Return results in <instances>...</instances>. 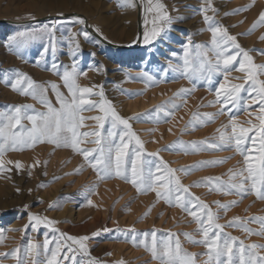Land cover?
I'll return each mask as SVG.
<instances>
[{
	"label": "rangeland",
	"instance_id": "obj_1",
	"mask_svg": "<svg viewBox=\"0 0 264 264\" xmlns=\"http://www.w3.org/2000/svg\"><path fill=\"white\" fill-rule=\"evenodd\" d=\"M167 6V10L173 16L182 17L175 23L170 32L171 40L160 43L149 57L147 46L142 45L130 50H113L103 46L101 43L96 46L88 43L82 36L78 37L80 50L75 55L78 71L85 73L78 77V84L81 87L93 88V93L101 88L104 97L111 101L117 112L123 117H132L146 111H151L156 105L172 97L173 93L181 88H191L192 85L187 79L177 77L176 73L166 74L165 82H160L155 86L145 87L138 77L142 70L156 74L159 78L157 69L159 66H167V59L170 51L181 52L180 44L191 35L193 43L207 44L210 42L211 33L206 29L202 15L196 11L203 6V0H162ZM251 4L246 11H240L234 15L235 9H242ZM215 13L207 12V15L214 18V21L228 29L229 34L237 36L238 42L244 49L259 50L250 51L253 62L257 65L264 64V40L259 39L264 34V25L256 27L249 35H240L246 32L257 20L259 13L264 10V0H211ZM147 7V0L144 3ZM52 13L60 14H79L84 16L92 29L99 28L104 37L111 43L126 45L137 37V22L135 7H120L117 0H0V19L25 22L48 16ZM149 27H152L153 14L148 13ZM71 18H53L42 23L24 26H4L0 25V78L6 69L18 70L27 74L33 81L47 88L46 96L56 104L55 95L50 85L55 84L58 90L67 96L68 90L58 75L52 71L45 70L50 68L53 63L51 52L43 62L37 64L39 53L44 42L36 41L28 48L22 49L23 59L18 58L9 51L4 42L9 35L17 31H24L32 27H43L45 24L51 25L54 21L64 24L63 37L58 30L56 36L60 43L55 58V63L59 71L63 73V66L69 69L73 63V57L69 55V36L68 27L72 32H76L81 26L71 24ZM242 21V23H241ZM95 53V56L89 53ZM182 54V53H181ZM175 62V61H174ZM235 63V62H234ZM238 68L239 64L235 63ZM99 68V70H95ZM245 73L233 69L228 74L229 84H244ZM264 80V75L259 76ZM224 77L218 76L213 83V90L210 91L204 82L197 84L196 90L187 96L186 103L183 104L175 114L174 118H169L168 123L153 124L147 120L137 122L131 120L133 131L144 141L146 152H153L157 148H163L172 141L179 139L185 142L200 141L205 139H217L219 133L216 131L222 124L228 121V115L218 116L214 122L204 126H198L194 131H188L184 135L180 134V128L189 120L192 112H216L220 105L213 107H198L207 104L215 99L214 88L218 87L219 82H223ZM248 84L245 87L248 88ZM142 93V94H140ZM241 95L247 98L249 105L248 111L241 109L236 114L237 123L242 127H248L247 121H255L254 114L258 112V105L252 104V97L247 91H242ZM254 95V93H253ZM90 100L99 101L100 97L93 94L86 97ZM177 103H183L177 101ZM32 105L37 112L46 111V108L37 100L22 96L17 92L0 83V111L7 110L9 106ZM230 108L231 105H227ZM250 113L252 115H250ZM84 117L102 115L98 110L83 111ZM161 115H163L161 113ZM155 116V112H152ZM182 118V119H181ZM25 125H31L27 120ZM81 132L96 130V122L91 119L83 121ZM172 129L169 132V129ZM149 129H156L149 132ZM229 132L231 129L229 128ZM104 134V130H101ZM253 135V134H250ZM88 139H92L89 137ZM152 141H156L153 143ZM82 147L92 148L95 145L86 143ZM134 144L129 147H133ZM163 159L169 162L172 168L189 166L198 161H208L231 157L225 163L217 166H207L201 170L194 171L190 175H181L184 184H191L193 181L203 177H221L227 180L226 173L230 168L243 167V158L236 154L234 149L199 151L195 154H184L179 151H163L160 153ZM255 149H251L250 159H254ZM2 159L5 161L3 169H0V232H3L4 239L0 242V253H8L15 248H24L29 241L40 246L41 255L38 257L44 260L43 244L47 238L50 247H55L53 238L58 237L59 233H67L71 236L88 235L91 237L93 232L107 227L113 229L112 232L104 233L96 237H91L87 241L89 258H96L102 264H156L151 259L150 253L146 252L142 246H134L131 235L127 237L115 232L116 228L127 230L135 228L138 233L146 230L156 229L159 232L167 233L172 231L180 234L184 232L192 233L197 225L191 221L186 213H182L178 208L169 207L163 201L155 203L148 215L143 219L142 216L150 205L156 200L154 192L146 194L137 193L136 189L123 180L112 178L97 180L96 173L88 166H85L79 174L74 173L78 165L82 163V157L74 154L70 149L55 148L51 144L38 143L33 148H25L21 151H7ZM8 161H19L21 168L16 169L14 163ZM37 161L39 164L37 165ZM46 162V163H45ZM36 165V166H34ZM30 173V174H29ZM59 177V179H54ZM46 185L38 187V185ZM95 185L94 191L85 194L86 187ZM31 189V192L29 191ZM190 191L212 206L213 211L216 207L214 201L227 203L238 199L237 205L231 207L226 212H219V223L226 224L235 216L247 219V227L258 231L259 224L251 222L253 216H264V200H259L253 195H247L240 199L234 195H223L216 192H209L206 187H193ZM92 204H88V200ZM59 202V207L49 208L50 204ZM25 205L29 207L25 209ZM15 210V212H11ZM38 214L56 221L54 225L59 231L53 233L51 228L40 225L36 230L31 227L25 228L28 224V213ZM17 229V231H11ZM226 233L237 237L239 241L247 244H264V236L248 235L240 228L226 227ZM143 237H140L142 239ZM200 239V236H195ZM182 248L189 253H205L203 246L188 243L183 235H179ZM264 255V250H260ZM50 255V253H49ZM206 256H199L197 264H202ZM0 264H16L12 258H0Z\"/></svg>",
	"mask_w": 264,
	"mask_h": 264
},
{
	"label": "snow or ice",
	"instance_id": "obj_2",
	"mask_svg": "<svg viewBox=\"0 0 264 264\" xmlns=\"http://www.w3.org/2000/svg\"><path fill=\"white\" fill-rule=\"evenodd\" d=\"M144 3L145 0H140L141 7H144ZM117 4L120 7L137 6L136 0H117ZM251 6V4L246 5L242 9H235L232 13H225V15L246 11ZM196 11L202 15L207 26L202 31L207 30L211 33L210 42L196 44L193 43L191 35H189L180 44L181 52L170 51L166 57L167 66L158 67L159 78L156 74L146 70H142L138 77L147 88L149 85L155 86L160 82H165L166 74L172 72L176 73L178 78L187 79L192 87L181 88L173 93L172 97L156 105L153 110L132 117L121 116L111 101L104 97L102 88L93 93V88L81 87L77 82L78 77L85 74L78 71L75 61V55L80 50L78 37L82 36L86 42L96 46L107 39L99 28L90 31L86 19L77 16L71 17L70 23L78 24L81 27L76 32H72L71 27L67 29L69 32L67 37L69 55L73 57V63L70 69L68 66H63L62 74L59 71L60 66L55 63L60 43L56 32L59 30L63 37L65 27L60 21L9 35L4 46L21 59H23L22 49L28 48L36 41L44 42L46 40L39 53L37 64L42 62L47 64L45 57L51 52L53 63L50 68H45V70L52 71L59 76L67 88L68 94L66 96L61 93L57 85H50L55 95L56 104L59 105V107H55L46 96V87L36 83L27 74L18 70L6 69L3 71L0 83H4L6 87H10L12 91L22 96H29L37 100L46 108V111L37 112L32 105L9 106L7 110L0 111V169H3L5 165V161L2 159L3 155L10 150L21 151L25 148H33L38 143L51 144L54 149H70L74 154L82 157V163L77 166L74 173H66V175L79 174L85 166H88L96 173L97 180L116 178L131 184L137 193H155L156 200L149 206L148 211L138 219L147 216L156 202L163 201L169 207L178 208L182 213H186L191 217L190 222L197 225L192 233L180 234L170 230L165 234L156 229L146 230L142 233H138L135 228L115 229L116 233L125 237L130 234L133 245L142 246L146 252L150 253L151 259L156 264H197V259L201 255L207 257L202 261V264H264V255L260 254V250H264V244L245 245L243 241L237 242V237L224 231L226 227H235L240 228L248 235L264 236V216L251 217V222L258 223L260 226L258 231L247 227L249 221L239 216L233 217L226 224H221L218 222L221 218L219 212L221 210L226 212L237 205L239 200L235 199L227 203L214 201L213 204L217 210L213 211L211 205L190 191L193 187H206L209 192L234 195L240 199L247 195H253L259 200H264V80L259 79L260 75H264V64H255L250 55V51L259 50L244 49L238 42L237 36L229 34L227 28L216 23L213 17L207 15L209 11L213 13L217 11L212 7L211 0H203V6ZM146 12L153 14L152 27L143 32L142 40L140 34H137L132 44L142 42L147 46L149 57H151L158 44L172 39L170 36V32L173 30L172 26L182 17L171 15L162 0H147ZM259 25H264V10L259 13L252 26L240 35L251 34ZM259 39L264 40V34ZM89 55L95 56V53H89ZM234 62L239 64L238 68L235 67ZM233 69L245 73L244 84L228 83V74ZM95 70L98 71L99 68ZM221 75L224 80L214 88L215 99L198 106L213 107L219 104V109L216 112H192L189 120L180 128V134L184 135L188 131H194L198 126L214 122L218 116L228 115L227 123L222 124L216 130L219 133L218 140L205 139L185 142L176 139L163 148L146 152L144 141L133 131L130 121L147 120L153 124L168 123L169 118H174L176 112L186 103L185 98L196 90L199 82H204L212 91L214 80ZM245 84L249 85L248 88L245 87ZM242 91H247L252 97V104L258 105V112L254 114V119L258 123L248 120V127L240 126L237 123L236 114L232 111L233 109H236L237 112L241 109L248 111L247 98L241 95ZM93 94L100 97L99 101L86 98ZM177 101L183 103H177ZM229 104L231 107L227 108L226 106ZM94 109L102 115L91 117L81 115L85 110ZM152 112H155L154 117ZM250 115L252 114L250 113ZM85 119L95 121L96 130L81 132L80 128L84 126ZM25 120L29 122L30 127L23 123ZM101 130H104V134ZM155 130L149 129L148 131ZM171 131L170 128L169 132ZM89 137L92 139H88ZM86 143L93 144L95 147L81 146ZM132 144L134 146L130 148L129 146ZM253 148L256 155L254 159H250V152ZM227 149H234L235 153L243 158V167L230 168L226 173L227 180H223L219 176H208L187 185L182 183L181 175L187 176L204 167L223 164L231 157L198 161L189 166L172 168L169 162L160 155L163 151H179L187 155L199 151ZM7 163H14L17 170L21 168L19 161H8ZM38 164L39 161H37ZM54 179H59V177ZM45 186L38 185V187ZM94 188L95 185L86 187L85 194L94 191ZM29 191L31 192V189ZM88 204H92L90 199ZM24 207L27 209L29 206L25 205ZM53 207H59V202L49 205L50 209ZM56 223L47 217L29 212L28 224L25 225V228L31 227L36 230L40 225H43L46 228H51L53 233H57L59 230L54 227ZM11 231H17V229H11ZM101 231L108 233L113 229L105 227L93 232L91 237L99 236ZM179 235H183L188 243L203 246L206 252L189 253L185 251L182 248ZM197 235L200 236L198 240L195 239ZM91 237L59 233L58 237L54 236L53 238L55 247H50V241L46 238L43 244V261L38 259L41 255L40 246L31 241L24 248L18 247L8 253H0V258L10 257L16 261V264H102L96 258L83 259V257H89L86 242ZM140 237L143 238L140 239ZM3 239L4 234L0 232V242ZM117 264H123V262H117Z\"/></svg>",
	"mask_w": 264,
	"mask_h": 264
},
{
	"label": "water",
	"instance_id": "obj_3",
	"mask_svg": "<svg viewBox=\"0 0 264 264\" xmlns=\"http://www.w3.org/2000/svg\"><path fill=\"white\" fill-rule=\"evenodd\" d=\"M73 16H77V17H82L84 19H86L84 16L72 13V14H62L60 17H56V16H45L42 18H38V19H34V20H29V21H25V22H18V21H14V20H5V19H0V25H4V26H24V25H30V24H37V23H42L45 22L47 20L53 19V18H62V19H67V18H71ZM87 21V19H86ZM136 22H137V34H140L141 36V40H142V24L140 22V11L137 7V13H136ZM88 24V22H87ZM89 30L91 31L92 28L89 27ZM101 44L107 48L113 49V50H130V48H128V46L126 45H117L114 43L109 42L108 40H103L101 42ZM141 43L136 44V47H138Z\"/></svg>",
	"mask_w": 264,
	"mask_h": 264
},
{
	"label": "bare ground",
	"instance_id": "obj_4",
	"mask_svg": "<svg viewBox=\"0 0 264 264\" xmlns=\"http://www.w3.org/2000/svg\"><path fill=\"white\" fill-rule=\"evenodd\" d=\"M136 4H137V6L135 7V9H137V7H138V9H139V11H140V22H141V24H142V34H143V32L149 27L148 13L146 12V8H145V6H144V7H141V6H140V0H136ZM78 15H79V14H78ZM49 16L60 17L61 14H60V13H52V14H50ZM81 16H82V15H81ZM67 19H68V18H67ZM88 25H89L90 28H92V27L90 26L89 22H88ZM135 39H136V38H135ZM142 45H143V44H142V42H141V44H140L138 47H141ZM126 46H128V48H130V51H131L132 49L137 48V47H136V44H135V45L132 44V41H131L130 43L126 44Z\"/></svg>",
	"mask_w": 264,
	"mask_h": 264
},
{
	"label": "trees",
	"instance_id": "obj_5",
	"mask_svg": "<svg viewBox=\"0 0 264 264\" xmlns=\"http://www.w3.org/2000/svg\"><path fill=\"white\" fill-rule=\"evenodd\" d=\"M11 212H15V210L11 211Z\"/></svg>",
	"mask_w": 264,
	"mask_h": 264
}]
</instances>
